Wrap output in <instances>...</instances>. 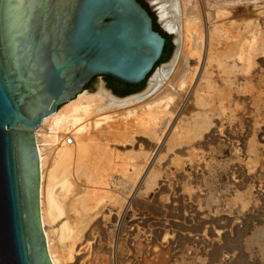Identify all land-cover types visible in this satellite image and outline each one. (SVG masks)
<instances>
[{"label":"rangeland","instance_id":"374dc122","mask_svg":"<svg viewBox=\"0 0 264 264\" xmlns=\"http://www.w3.org/2000/svg\"><path fill=\"white\" fill-rule=\"evenodd\" d=\"M164 2L170 18L180 26V42L189 41L188 49L182 44L188 54L192 43L183 33L180 1ZM199 4L202 9L205 6L211 10L212 17L207 20L202 15L198 32L204 39L206 35L208 41L209 32H213L215 39L198 54L195 52L194 58L189 52L190 68L198 66L200 60L196 74L187 71L194 78L189 80L184 74L178 80L180 85L170 90L175 95L173 99L183 97L176 108L182 110L188 101L182 111L175 108L176 116L171 121L176 125L172 130L163 126L171 117L164 113L166 105L162 104L168 76L159 78L152 91L148 92V88L136 95H119L108 83L101 86L89 82L90 87L81 93L94 95L105 88L121 101L136 99L118 105L103 98L96 113L80 122L88 123L89 129L85 155L73 156L72 162L67 161L71 164L68 166L62 162L64 173H60L59 159L57 167L54 149L49 153L46 143L39 141L46 151V190L42 199L48 213L56 209L43 226L53 253L57 250L54 256L58 264H264V0H232L228 8L220 6L218 0H200ZM146 5L155 8L160 28H166L173 36L176 52L178 33L162 23L159 3L151 0ZM217 12H223L222 16H217ZM214 25L229 32L224 29L216 34ZM238 37L243 43L238 42ZM225 44L234 47L236 54L232 59ZM241 47H246L245 51ZM216 52L221 53V62L228 59V63L237 66L227 62L222 66ZM168 60L160 61L159 70L169 67ZM208 78L215 85L210 92L206 89L211 90ZM196 81L203 85L197 88L206 94L199 93L205 105L192 91ZM69 103L61 104L58 111ZM205 114L212 117L209 128V121L204 122L208 120ZM202 115L205 118L201 120ZM196 118L202 121H198V129L193 126ZM45 124L43 133L48 122ZM155 125L156 132L152 131ZM40 133L37 132L39 139ZM169 138L174 142L171 146ZM158 141L163 144L161 151L153 147ZM51 170L65 179L59 177L61 182L55 176L52 198L47 191ZM48 207H52L50 211ZM64 224L78 239L63 236L67 235L62 231ZM222 244L228 250L222 251Z\"/></svg>","mask_w":264,"mask_h":264},{"label":"water","instance_id":"95a60500","mask_svg":"<svg viewBox=\"0 0 264 264\" xmlns=\"http://www.w3.org/2000/svg\"><path fill=\"white\" fill-rule=\"evenodd\" d=\"M151 0H0V264H53L36 128L84 85L135 94L174 58Z\"/></svg>","mask_w":264,"mask_h":264},{"label":"bare ground","instance_id":"6f19581e","mask_svg":"<svg viewBox=\"0 0 264 264\" xmlns=\"http://www.w3.org/2000/svg\"><path fill=\"white\" fill-rule=\"evenodd\" d=\"M155 1H157L158 3H159V6L158 7H160V11H159V15H160V19H161V21H162V23L164 24V26L165 27H167L168 29H170V30H172V31H174V32H176V34L178 33V35H177V39H176V43H177V49H176V52H175V49H174V58L173 59H169V60H171V62L167 65V66H169V67H162L160 70H159V68L157 69V72H156V74H155V77H154V80H153V82L147 87V88H145V89H143V90H141V91H139V92H137V93H135V94H127V95H136V94H138V93H140V92H142V91H144V90H146V89H148L149 91L148 92H150V91H152V89H153V87L156 85V83H158V79L159 78H161V80H163V79H165L166 78V76H168V78L169 79H166V80H168V82L166 83L165 81H163V82H165L166 83V85H165V87H164V94H166L163 98H164V101L162 102V104H164V105H166V110H165V112L164 113H166L167 115H168V117H169V115H171V117H169V119H168V124H166L165 125V123H164V127L165 128H170V130H172L174 127H175V125H176V122L175 123H173L172 124V121H174V120H172L171 121V119H173L174 117H173V115L176 113L174 110H175V108L177 107L176 105L178 104L179 105V100H181L183 97L180 95L177 99H173V98H175V95L170 91V90H174L175 88H176V86L177 85H180V83H179V81L178 80H180L181 78H183L184 77V74L185 75H187L186 74V72L188 71V73H195L196 71H197V69H198V66H199V62H198V60H197V65L198 66H191V68H190V66H188L189 65V59H188V55H189V52L191 53V56L192 55H196L195 54V52L198 54L199 53V51L201 52V50H199V49H202V48H206V46H207V42H209V44H213V32L212 33H210L209 32V37H208V39H209V41L207 40V36L205 35V33H204V35H205V39L203 38V35H202V33H199L198 32V20L202 17V15H204V18L206 19L207 18V20H209L210 19V17H212L211 16V14H210V11L211 10H207V8H205V6H204V9H202V8H200V4H199V1L200 0H179L180 1V8L182 9V15H183V17H181L182 18V27H183V33L185 34V36L188 38V40H191V43H192V47H191V49L189 50V52H188V54L186 53V51H184V49H183V47H182V44H183V42H180V37H179V35H180V26H178L171 18H170V11H169V8H167V6H166V2H164L165 0H155ZM203 3H204V0H201ZM219 2H220V6H225V7H230L232 4H230L231 3V1L232 0H218ZM153 2H154V0H153ZM210 2V1H209ZM213 3V2H212ZM215 3H217V2H214V4ZM210 4H211V2H210ZM219 4V3H218ZM174 6V5H173ZM219 6V8H221ZM176 7H178L177 5H176ZM174 8V7H173ZM236 9V8H235ZM240 9V8H239ZM201 10H203V11H201ZM215 10V9H214ZM227 10V9H226ZM234 10V9H233ZM242 10V9H241ZM213 11V10H212ZM240 11V10H239ZM201 12H203V14L201 13ZM214 12V11H213ZM238 12V11H237ZM236 12V13H237ZM242 12V11H241ZM223 12H221V13H218L217 12V16L219 15H221ZM231 13V12H230ZM231 14H234V13H231ZM241 14V13H240ZM222 16V15H221ZM224 16V15H223ZM216 19V18H215ZM202 20V19H201ZM200 21V20H199ZM212 22V21H211ZM205 23V22H204ZM217 23V22H216ZM200 24V23H199ZM210 24V23H209ZM201 25V24H200ZM224 25V24H223ZM204 26H206V25H204ZM207 26H208V24H207ZM215 26V25H214ZM243 26V25H242ZM215 27H217V29L215 30V32H216V34H217V31H218V33L220 32V33H222V31H224V29H225V32H227V30H226V28H224L223 26H220L219 25V27L216 25ZM238 27V26H237ZM206 28V27H205ZM240 28V27H239ZM238 29V28H237ZM236 29V30H237ZM200 30V29H199ZM238 30H240V29H238ZM203 30L201 29V32H202ZM204 31H206V30H204ZM203 31V32H204ZM241 31V30H240ZM228 32H229V30H228ZM227 32V33H228ZM233 32V31H232ZM224 33V32H223ZM240 33V32H239ZM226 34V33H225ZM222 35V34H221ZM221 35H219L220 37H222ZM227 35V34H226ZM231 35H232V33H231ZM230 35V36H231ZM234 35H235V33H234ZM242 35V34H241ZM240 35V37H242ZM216 37V39H217V36H215ZM245 37V36H244ZM183 38V37H182ZM190 38V39H189ZM228 38V37H227ZM230 38V37H229ZM239 38V37H238ZM185 39V38H184ZM215 39V38H214ZM221 39V38H220ZM222 39H224V38H222ZM229 40V39H228ZM237 40V39H236ZM236 40H234V41H236ZM242 40V39H241ZM240 40V38H239V41L238 42H240L241 41ZM222 41H224V40H222ZM221 41V42H222ZM232 41V40H231ZM231 41H230V43H231ZM233 41V43H232V46H235L234 45V42ZM244 41V40H243ZM247 41V40H246ZM186 42V41H185ZM184 42V45H186V44H188V42L187 43H185ZM212 42V43H211ZM220 42V41H219ZM218 42V43H219ZM242 42V41H241ZM240 42V43H241ZM223 43V42H222ZM243 43V42H242ZM215 44V43H214ZM239 43H237L236 45H238ZM220 45V44H219ZM226 45V44H225ZM244 45V44H243ZM243 45H240V46H242L243 47ZM246 45V44H245ZM244 45V46H245ZM190 46H191V44H190ZM212 46V45H211ZM226 46H228V45H226ZM231 46V45H230ZM210 47V46H209ZM214 47V46H213ZM222 47H223V45H222ZM242 47H241V49H242ZM185 48V47H184ZM186 48L188 49L189 47H187V45H186ZM212 48V47H211ZM226 47H224V49H225ZM240 48V47H239ZM246 48V47H245ZM245 48L244 49H242V50H244L245 51ZM215 49V48H214ZM218 49V48H217ZM216 49V50H217ZM186 50V49H185ZM221 50V49H220ZM219 50V51H220ZM239 50V49H238ZM210 51V50H209ZM222 51H224V50H222ZM221 51V52H222ZM226 51H227V49H226ZM228 51H229V54H230V56H228L229 58H231V57H233L234 56V47H229L228 46ZM208 52V51H207ZM194 53V54H193ZM216 53H218V52H216ZM239 53H241V52H239ZM243 53V52H242ZM187 54V55H186ZM219 54V53H218ZM226 54V53H225ZM236 54V53H235ZM203 55V54H202ZM208 55V54H207ZM210 55V54H209ZM221 55V53L219 54V56ZM226 55H228V54H226ZM241 55V54H240ZM239 55V56H240ZM247 55V54H246ZM245 55V56H246ZM218 56V55H217ZM222 56V55H221ZM220 56V57H221ZM245 56H243L244 58H245ZM190 57V56H189ZM193 57V56H192ZM220 57H218V59H217V61L218 62H220L221 63V65H222V63H225V65L228 63L227 62V60H225L224 62H221V60L223 59L222 57L220 58ZM223 57L225 58V55H224V53H223ZM227 57V56H226ZM194 58V57H193ZM202 58V57H201ZM205 58V57H204ZM220 58V59H219ZM242 58V57H241ZM243 58V59H244ZM207 58H205V60H206ZM211 59H212V57L210 58H208V60H210L211 61ZM232 59V58H231ZM233 59H235V58H233ZM242 59V60H243ZM168 60V61H169ZM196 60V59H195ZM207 60V61H208ZM241 60V59H240ZM200 61V60H199ZM202 61H204V60H202ZM201 61V62H202ZM223 61V60H222ZM233 61V60H232ZM237 61V60H236ZM209 62V61H208ZM227 62V63H226ZM204 63V62H203ZM206 63V62H205ZM230 63V62H229ZM228 63V64H229ZM232 63V62H231ZM230 63V64H231ZM233 63H235L234 61H233ZM208 64V63H207ZM229 64V65H230ZM238 64H239V62H238ZM242 64V63H241ZM220 65V64H219ZM228 65V66H229ZM232 65V67L233 66H237V65H233V64H231ZM207 66V65H206ZM211 66V65H210ZM223 66V65H222ZM224 67L225 69L227 68H229L230 67V69L232 68L231 66H229V67ZM240 66V65H239ZM201 67H203V65L201 66ZM189 69V70H188ZM205 70H206V68H204ZM208 69H209V67H208ZM159 70V71H158ZM168 70H171V72H169V73H166ZM191 70V71H190ZM190 71V72H189ZM201 71H202V68L200 69V73H201ZM228 71H231V70H228ZM205 72V71H204ZM208 72V71H207ZM206 72V73H207ZM200 73H199V75H200ZM210 73V72H209ZM213 73V72H212ZM211 73V74H212ZM196 74V73H195ZM203 74V73H202ZM199 75H198V77H199ZM206 76H208L207 74H205ZM188 77H189V74L187 75ZM193 76H196V75H193ZM205 76V77H206ZM210 76V75H209ZM237 76V75H236ZM204 77V78H205ZM213 77V76H212ZM185 78H187V77H185ZM194 77H189V80L190 79H193ZM202 78H203V76H202ZM202 78H201V81H202ZM207 78V77H206ZM210 78V77H209ZM209 78H208V84H209V86L208 87H211V90H209V88H206V89H208V91L210 92V91H212V86L214 85L213 84V82L211 83L210 82V80H209ZM211 79V78H210ZM161 80H160V82H161ZM187 80H188V78H187ZM197 81H198V78H197ZM197 81H196V83H195V86H194V90H192L193 92H197L198 94L200 93V94H202V95H204L203 93H201V91L200 90H202L201 88H197L198 86H200V87H202L203 85L201 84L202 82H200V84L202 85H198V83H199V81H198V83H197ZM212 81V80H211ZM188 82V81H187ZM192 82V81H191ZM162 83V82H161ZM205 83H206V80H205ZM187 84V83H186ZM102 86V85H101ZM215 86V85H214ZM160 88V87H159ZM200 89V90H199ZM204 89H205V87H204ZM205 89V90H206ZM213 89H214V87H213ZM217 89V88H216ZM84 90H87V89H83V90H81L75 97H73V98H71V99H69V100H67V101H65L64 103H62V105L63 104H65L66 102H70L69 104H67V106H66V108L65 109H63V110H60V111H58L59 110V108L62 106V105H60L57 109H56V112H55V115H53V116H47V117H43V119H42V122L38 125V127L36 128V133H35V142H36V146H37V152H38V160H39V211H40V220H41V225H42V228H43V232H44V235H45V240H46V247H47V251H48V254H49V257H50V259H51V262L53 263V264H58V262H57V259H56V257L54 256V253L57 251V250H55L54 251V253H53V249L51 248V245H50V237H49V234L48 233H45V229H44V226H43V224H45V222H46V220H47V217H50V215L51 214H55V213H52V210L53 209H55V208H53L51 211H50V209L53 207V205H51V203L49 204L50 206H52L51 208H49V213H48V210H47V208L45 209V207H44V201H43V199H42V195H43V190L45 189L44 188V183H45V181H46V178H45V176H44V163H45V156H44V149H43V145L41 146L40 144H39V141H44L46 144H45V147H47L48 148V152L50 153L51 152V150H53L54 149V151H55V158H57V160H55L56 162L58 161V159L61 161L60 163H61V165L60 164H58L59 163V161L57 162V167L60 165V167L63 169H61V168H57L58 170H60L61 169V171H60V173H64V169H66V167H65V163H66V165L68 166V165H71V164H67V161H68V163L69 162H72V161H70L71 159H72V157L73 156H75L76 158L79 156H81V155H83L84 153H86V150L88 149V141H90L88 138V123H86V124H81L80 122L84 119V118H87L88 116H90L92 113H96V110H98V108H99V105L98 104H100V102H102L103 101V98L104 99H106V100H108L109 102H111V103H114V104H126V103H129V102H132V101H134L136 98H130V99H127L126 101H124V100H122L121 101V98L120 97H117L116 95H114L113 93V95L110 93V91H108L107 89H105V88H101L99 91H98V93H95L94 95H92V94H89V95H85L84 93H81V92H83ZM204 90V91H205ZM215 90V89H214ZM204 91H202V92H204ZM206 93H207V91H205ZM81 93V94H80ZM194 93V94H195ZM80 94V95H79ZM199 94V96H198V98L200 99V97H201V99L200 100H202V99H204V98H202L203 96H201ZM79 95V96H78ZM206 95V94H205ZM204 95V96H205ZM78 96V98L77 99H74V98H76ZM74 99V100H73ZM138 99V98H137ZM183 100V99H182ZM206 100V99H205ZM203 101L204 100H202V103H203ZM208 101V100H207ZM178 102V103H177ZM182 102V101H181ZM188 101H186L185 103H183V106H182V108L184 109V107H185V105H186V103H187ZM201 102V101H200ZM205 103V102H204ZM203 103V104H204ZM180 104H182V103H180ZM205 105V104H204ZM188 107V106H187ZM179 108V107H178ZM178 108H176V109H178ZM173 111H172V110ZM180 110H181V108H179ZM182 109V110H183ZM181 110V111H182ZM212 110V109H211ZM177 111V110H176ZM180 111V112H181ZM180 112H178L179 114H180ZM178 114V115H179ZM206 115V114H205ZM175 116H176V114H175ZM207 116V118H208V120H206V121H204V119H203V121L204 122H208V128L211 126H209V123L212 121V120H209V119H211V118H209L208 117V115H206ZM178 117V116H177ZM200 117V116H199ZM202 117L203 118H205L203 115L200 117L201 118V120H202ZM206 118V119H207ZM177 120H178V118H177ZM176 120V121H177ZM200 119H198V118H196V120L194 121V123H193V126L195 127V128H197L198 129V121H199ZM200 120V121H201ZM99 121V120H98ZM47 122H48V124H47ZM97 122V121H96ZM202 122V121H201ZM203 122V124H205ZM47 124V127H46V131L43 133V132H41V129L43 128V126H44V124ZM79 123L81 124V125H79ZM45 124V125H46ZM175 124V125H174ZM201 125H203L202 123H200ZM210 124H212V123H210ZM214 124V123H213ZM205 125H207V123L205 124ZM156 125L154 126V128H152V131L154 130V132H156ZM215 127V126H214ZM40 128V129H39ZM201 129V128H200ZM175 131V130H174ZM37 132L38 133H40L41 134V137H40V139L37 137L38 135H37ZM66 134H71V136H65ZM90 134V133H89ZM155 135V134H154ZM62 136H65V140H64V138H62ZM68 137H70L71 138V142H68ZM156 137H159V136H156ZM160 139V138H159ZM168 139V138H167ZM38 140V141H37ZM170 140H172V139H170L169 138V141ZM144 141V140H143ZM168 141V142H169ZM43 142V143H44ZM147 142V141H146ZM164 142V141H163ZM171 142V141H170ZM169 142V143H170ZM173 142V141H172ZM172 142L169 144V146H171V144H172ZM159 143V141L156 143V144H153V147L154 148H157L159 151H161L162 150V148H163V144H158ZM165 143V142H164ZM174 143V142H173ZM183 143V142H182ZM91 145V144H90ZM146 145V144H145ZM152 146V145H151ZM173 146V145H172ZM90 148V147H89ZM97 148V147H96ZM168 148V147H167ZM106 149V148H105ZM173 150V149H172ZM183 150V149H182ZM170 151V150H169ZM46 152V151H45ZM77 155V156H76ZM85 155V154H84ZM83 155V156H84ZM108 158V157H107ZM110 158V157H109ZM47 159V158H46ZM45 160V161H44ZM62 162H65L64 164L62 163ZM84 162V161H83ZM63 164V165H62ZM54 165V164H53ZM63 167H65V168H63ZM68 168V167H67ZM53 169H56V168H54V166H53ZM58 170H56V171H58ZM72 170V169H71ZM55 170H51L50 171V173L48 174L49 175V177H48V185H47V191H49L48 193H53L52 192V189H53V187H54V179H55V181L57 180V177L59 178L60 177V175H58L57 176V173L56 172H54ZM66 171V170H65ZM66 173V172H65ZM151 173V172H150ZM149 173V174H150ZM55 176H57L56 178H55ZM63 177V176H62ZM62 177H60L61 179H63ZM150 177V176H149ZM59 178V179H60ZM109 178V177H108ZM61 179H60V181H61ZM102 179V178H101ZM63 180H65V179H63ZM63 180L61 181V182H63ZM100 180V179H99ZM42 181H43V186H41L42 184ZM59 181V180H58ZM104 181H106V180H104ZM60 182V183H61ZM107 182V181H106ZM72 183V182H71ZM109 183V182H108ZM56 184V183H55ZM62 184V183H61ZM106 184V183H105ZM63 186H64V184H62ZM66 185H68V184H66ZM69 185L71 186V184H70V182H69ZM68 185V186H69ZM41 187H42V189H41ZM56 187V186H55ZM65 187V186H64ZM68 189H69V187H67ZM46 190V189H45ZM55 190V189H54ZM69 193V192H68ZM50 194H48V195H50ZM67 194V193H66ZM47 195V194H46ZM50 197V196H49ZM51 198H52V194H51ZM51 198H50V202H51ZM54 198V197H53ZM46 200H48V199H46ZM54 201V200H53ZM77 201V200H76ZM48 202V201H47ZM46 203V202H45ZM55 204H58V203H55ZM73 204V203H72ZM55 206V205H54ZM85 206V205H84ZM47 207V206H46ZM88 207V206H87ZM56 208H58V207H56ZM60 209V208H59ZM75 209V208H74ZM56 210V209H55ZM91 210V209H90ZM54 212V211H53ZM62 212V211H61ZM61 212H60V214H61ZM50 214V215H49ZM57 214H59L58 212H57ZM56 214V215H57ZM51 216L52 218L54 217V216ZM62 215V214H61ZM56 217V216H55ZM54 217V218H55ZM52 218H50V219H52ZM56 218H58V217H56ZM55 221V220H54ZM65 225V224H64ZM72 227V226H71ZM80 229V228H79ZM82 229V228H81ZM70 230H71V228H70V226H68V224L67 225H65V226H63V228H62V231H63V233H65V232H67V235H66V233L65 234H63V236H66V237H69L71 234H70ZM76 230V229H75ZM74 230V231H75ZM82 231V230H81ZM78 232V231H77ZM72 233V232H71ZM74 234V233H73ZM78 235V234H77ZM62 236V237H63ZM74 235H71L70 237H72V238H74V239H78V237L76 236H74ZM80 239V238H79ZM73 241V240H72ZM76 241V240H75ZM74 241V242H75ZM74 242H72V243H74ZM52 247H53V245H52ZM54 248V247H53Z\"/></svg>","mask_w":264,"mask_h":264},{"label":"trees","instance_id":"16d2710c","mask_svg":"<svg viewBox=\"0 0 264 264\" xmlns=\"http://www.w3.org/2000/svg\"><path fill=\"white\" fill-rule=\"evenodd\" d=\"M84 87H90V86H89V82H87V83L84 85ZM113 91H114L115 93L119 94V95H124V94H121V93L115 91L114 89H113Z\"/></svg>","mask_w":264,"mask_h":264},{"label":"crops","instance_id":"0c3cea01","mask_svg":"<svg viewBox=\"0 0 264 264\" xmlns=\"http://www.w3.org/2000/svg\"><path fill=\"white\" fill-rule=\"evenodd\" d=\"M224 247H226V246H224V244H222V251L224 250V249H227V248H224ZM228 250V249H227Z\"/></svg>","mask_w":264,"mask_h":264},{"label":"built area","instance_id":"2783aa9c","mask_svg":"<svg viewBox=\"0 0 264 264\" xmlns=\"http://www.w3.org/2000/svg\"><path fill=\"white\" fill-rule=\"evenodd\" d=\"M67 140H68V142H71V138H70V137H68V139H67Z\"/></svg>","mask_w":264,"mask_h":264}]
</instances>
